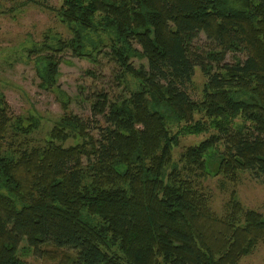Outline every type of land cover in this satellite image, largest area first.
<instances>
[{"label":"trees","instance_id":"16d2710c","mask_svg":"<svg viewBox=\"0 0 264 264\" xmlns=\"http://www.w3.org/2000/svg\"><path fill=\"white\" fill-rule=\"evenodd\" d=\"M54 14L69 38L31 50L62 110L42 143L39 118L0 95V264L45 245L73 252L57 264H237L264 243V213L232 191L217 215L198 184L264 175V0H60ZM64 53L117 68L120 95L91 104L95 134L55 85ZM200 134L173 162L178 139Z\"/></svg>","mask_w":264,"mask_h":264},{"label":"rangeland","instance_id":"374dc122","mask_svg":"<svg viewBox=\"0 0 264 264\" xmlns=\"http://www.w3.org/2000/svg\"><path fill=\"white\" fill-rule=\"evenodd\" d=\"M59 5L60 0H0V95L11 115L39 118V129L31 135L38 143L46 139L47 132L58 120L62 110L53 92L38 88L34 73L35 56L31 50L50 34L61 39L69 38L66 27L58 22L54 14V9ZM191 45L203 55L209 43L204 35H200ZM231 53L233 51H228L223 63L232 61ZM130 62L135 68L142 63L135 58ZM57 69L55 85L69 98L67 111L87 123L91 133L95 134L97 131H93V126H103V122L100 115L92 112V102L101 94L111 101L121 93L114 78L117 72L115 64L107 56H98L95 63H91L64 53ZM203 81L204 77L196 69L192 81L186 87L191 99L200 98ZM206 136L180 137L177 147L171 151L172 161L177 162L187 147L197 145ZM70 144L71 141L65 143L66 146ZM198 184H201V191L211 197L210 206L217 215L222 214L232 191L244 208L264 213V175L254 176L245 172L239 176L237 183L232 184L224 180L221 182L216 177H207ZM63 253L73 255L72 251L45 245L34 252L31 249L28 252L18 251V258L24 264H57L64 257ZM237 264H264V243L257 245L252 253Z\"/></svg>","mask_w":264,"mask_h":264}]
</instances>
